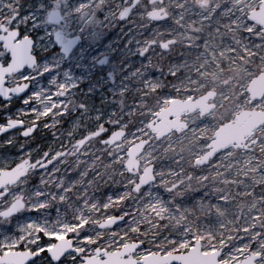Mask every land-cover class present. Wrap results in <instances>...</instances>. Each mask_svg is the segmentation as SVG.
Segmentation results:
<instances>
[{
	"label": "snow or ice",
	"instance_id": "6c2138e0",
	"mask_svg": "<svg viewBox=\"0 0 264 264\" xmlns=\"http://www.w3.org/2000/svg\"><path fill=\"white\" fill-rule=\"evenodd\" d=\"M151 2L147 16L165 20L166 7ZM103 3L97 0L96 7ZM90 4L80 0L72 7L63 0L56 11L52 0H0V148L16 149L0 151V264H264V192H239L245 199L232 205L235 197L224 185L237 181L222 172L214 171L210 181L207 174L170 169L169 179L153 163L151 141L186 129V112L207 115L215 106L214 89L204 85L199 96L189 93L181 107L172 96L167 106L159 96L155 107L136 101L143 107L129 108L127 119L129 89L123 86L120 111L94 108L88 95L78 98L81 88L94 94L102 86L80 62L83 29L72 27V13L83 18ZM136 4L121 7L118 19L126 20ZM248 20L255 24L248 32L264 31V0ZM174 43L159 42L165 50ZM148 51L139 49L141 56ZM92 59L104 65L108 56ZM107 76L115 78L111 71ZM147 86L153 94L161 88L157 81ZM16 100L21 104L13 112ZM37 132L49 133L46 145L37 142ZM218 151L196 155L193 166L207 164ZM251 171L258 173L256 185L264 182V172ZM194 181L211 183L214 198L197 193L187 203ZM52 207L55 216L47 211ZM151 229L156 231L149 236Z\"/></svg>",
	"mask_w": 264,
	"mask_h": 264
},
{
	"label": "rangeland",
	"instance_id": "374dc122",
	"mask_svg": "<svg viewBox=\"0 0 264 264\" xmlns=\"http://www.w3.org/2000/svg\"><path fill=\"white\" fill-rule=\"evenodd\" d=\"M79 2L69 0L72 7ZM52 3L57 6L55 10L59 11L63 0H52ZM130 3L131 0H104L97 8V0H91L87 15L83 18L80 13H72L73 29H83L84 53L80 62L92 68V79L97 85H102L94 94L87 93L86 87L81 88L78 98L88 95L91 96L88 102L94 108H103L105 111L115 108L120 111L118 104L124 95L120 86H123L129 89L126 101L129 107L123 110L127 119L129 108L143 107L136 101L147 100L153 104L159 96L160 105L167 106L164 104L167 97L186 99L189 93L199 96L207 91L204 87L207 85L217 94L214 99L216 108L202 118L198 113L184 116L188 125L186 131L181 134L172 132L159 142L151 141L156 170L163 171L165 177L172 179L170 169L176 173H181L183 169L184 174L192 173L197 177L207 174L210 181L212 173L220 171L237 181L224 185L231 189L235 197L232 205L245 199L239 192L255 188L257 195H260L264 192V182L256 185L252 178L259 179V176L251 169L258 167L259 172H264V125L255 132L252 140H256L257 144L251 150L228 149L205 166H193L195 156L206 151L216 129L249 107L247 85L253 77L264 71V33L258 28L253 32L246 30L249 26L255 27L247 17L260 0H240L239 4L235 0H208L207 4H201L200 0H162V4L156 2L155 6L166 7L169 15L160 22H153L147 17L145 6L151 9V0H139L126 20L118 19L119 9ZM93 13L95 18L89 21L88 16ZM93 33L98 35L93 37ZM161 40H174L175 43L167 51H162L159 47ZM147 41L156 43L148 45ZM144 47L149 48V51L141 56L139 49ZM76 55L79 57V50ZM103 55L108 56L104 65L92 59L96 57L98 61ZM67 66L79 72L74 63L69 62ZM109 71L114 73V79L107 76ZM152 81L161 84V88L154 94L147 86ZM89 82L86 80L84 83L86 85ZM102 92L104 96H101ZM105 99L107 102L102 104L101 101ZM18 107L20 105H13L12 111L15 112ZM250 108L263 110L264 98ZM136 116L141 118L139 113ZM0 119H3L2 114ZM36 135L37 142L47 144L49 133L37 132ZM9 150L16 151L8 146L0 148L4 152ZM211 187V183L205 186L194 181L193 191L186 197V202L192 203L197 193H208L209 198H214ZM159 191L165 199L168 198L162 188ZM247 199L251 201L252 198ZM47 211L55 216L56 208ZM229 211H234L233 207L230 206ZM155 231L151 229L149 236ZM160 231L164 236L168 235L163 228Z\"/></svg>",
	"mask_w": 264,
	"mask_h": 264
},
{
	"label": "water",
	"instance_id": "95a60500",
	"mask_svg": "<svg viewBox=\"0 0 264 264\" xmlns=\"http://www.w3.org/2000/svg\"><path fill=\"white\" fill-rule=\"evenodd\" d=\"M138 2L139 0H137V4ZM156 2H161V0H156ZM148 19H150L153 22H160L157 20H153L149 17ZM250 22L254 23L253 21H250ZM262 33H264V31H262ZM160 49L162 51H167L165 49H162L161 47ZM246 93L248 95V105L249 106H251L256 101H259L264 98V71L258 73L255 77H253L250 80L246 88ZM215 96H216V93H215ZM187 103L188 102L186 101V99H177L175 101V106L176 107L186 106ZM214 107L212 108V110L214 109ZM193 113H196V112H186L184 116H187ZM203 116L199 114V117H203ZM263 124H264V110H257V109L241 110L232 119H230L227 122H224L216 129L213 136L210 138L208 145L206 146L205 152L218 148L220 149V151L216 152L215 154L216 156L219 153L226 151L228 149L247 150L250 145L256 142V140L249 142V140L252 138L254 134V131L260 128ZM186 130L187 128L184 129L183 131L174 130L173 132H175L176 134H181L182 132ZM244 144L248 145L247 149H245L244 147H238V145H244ZM213 158H211L210 160H212ZM198 167H202V166H198Z\"/></svg>",
	"mask_w": 264,
	"mask_h": 264
},
{
	"label": "flooded vegetation",
	"instance_id": "af4514ba",
	"mask_svg": "<svg viewBox=\"0 0 264 264\" xmlns=\"http://www.w3.org/2000/svg\"><path fill=\"white\" fill-rule=\"evenodd\" d=\"M159 47H160V44H159ZM216 96H217V94H216ZM216 96H215V98H216ZM215 98H214V99H215ZM20 104H21V102H20L19 100H16V101H14V104H13V105H14V106H18V105H20ZM253 104H254V103H253ZM214 105H215V104H214ZM248 106H249V105H248ZM215 108H216V107H214V109H215ZM214 109H213L212 111H214ZM246 109H252V108H250V106H249V107L246 108ZM243 110H244V109H243ZM257 110H259V109H257ZM263 110H264V109H263ZM212 111H211V112H212ZM211 112H210V113H211ZM196 113H198V112H196ZM210 113H209V114H210ZM207 115H208V114H207ZM198 116H199V113H198ZM205 116H206V115H205ZM203 117H204V116H203ZM200 118H202V117H200ZM223 123H224V122H223ZM223 123H222V124H223ZM263 125H264V124H263ZM263 125H262V126H263ZM262 126H261V127H262ZM258 129H259V128H258ZM258 129H257V130H258ZM257 130L254 131V134H255V132H256ZM254 134H253V136H254ZM253 136H252V138H253ZM252 138L249 140V142H250V141H253ZM255 144H257V141H256L254 144L250 145V146L248 147L247 150H251V147H252L253 145H255ZM234 150H237V149H234ZM239 150H243V149H239ZM216 156H217V155H216ZM216 156H215V157H216ZM215 157H214V158H215Z\"/></svg>",
	"mask_w": 264,
	"mask_h": 264
}]
</instances>
